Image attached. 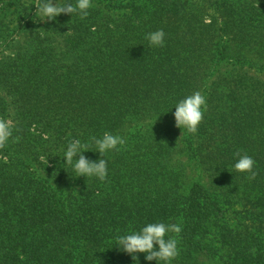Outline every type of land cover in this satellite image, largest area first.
<instances>
[{
  "label": "trees",
  "instance_id": "16d2710c",
  "mask_svg": "<svg viewBox=\"0 0 264 264\" xmlns=\"http://www.w3.org/2000/svg\"><path fill=\"white\" fill-rule=\"evenodd\" d=\"M0 1L17 8V15L30 11L27 24L36 30L26 43L11 41L12 63L0 61V118L13 116L12 138L0 149V264H163L143 253L134 261L117 249V237L155 222L181 226L179 235L165 237L178 241L171 264H195L211 227L219 234L223 264H264V76L249 83L241 73L239 81L218 89L230 94L234 119L220 128L224 136L205 137L196 149L197 157L205 153L218 167L217 187L229 181V193L193 185L184 194L159 186L151 195L144 177L125 182L129 172L148 176L147 165L165 160L147 136L105 155L104 181L75 177L63 160L71 140L86 143L104 132L122 136L134 122L174 115L194 89V77L203 74L208 54L230 60L234 47L241 68L264 75V6L92 0L84 19L61 14L36 27L35 1L26 7ZM210 13L215 17L207 24ZM160 29L164 46H150L146 35ZM223 137L237 142L224 146ZM237 151L255 161L254 180L234 171ZM83 155L90 162L102 158L94 144Z\"/></svg>",
  "mask_w": 264,
  "mask_h": 264
},
{
  "label": "rangeland",
  "instance_id": "374dc122",
  "mask_svg": "<svg viewBox=\"0 0 264 264\" xmlns=\"http://www.w3.org/2000/svg\"><path fill=\"white\" fill-rule=\"evenodd\" d=\"M21 1L22 7L30 5L32 0H18ZM35 1V0H33ZM68 2V0H59ZM75 1V0H70ZM57 0H53L55 4ZM229 0H223L222 3H228ZM0 1V24L5 25V29L0 32V61H5L7 63H12L16 58L14 56V49L11 48L13 43L11 41L18 40L21 43L28 42L32 37L36 36V30L33 26L27 24V18L31 16L30 11L19 10L21 15H17V8L12 7L7 9V2ZM251 3L252 5H258L256 7L260 8L264 6V0H239L238 4ZM210 9H213L215 5L212 3ZM26 9V8H25ZM18 12V13H19ZM27 14H30L29 16ZM206 23L210 22L209 17L214 16L213 13L206 14ZM40 16L33 17L32 23L39 27L45 20L41 21ZM21 21L23 24L21 25ZM47 23V19H46ZM51 28V27H50ZM10 39V41L8 40ZM229 57L228 59H222L221 61H214V56L206 57L204 71L198 73L193 80L194 89L191 94L195 91L201 92V94L206 98L207 110L204 113V118L198 130L195 134H189L185 129H180L175 126L174 115L170 117H156L151 116L149 119L144 121L134 122L131 126H126L123 129L122 136L126 141H131L132 143L140 141L145 136L153 139L154 143L158 145L156 148V153L160 156H165L163 162L153 163L147 165L148 176H142L141 178L137 174L136 177L128 176L131 172L126 174L127 180L125 182H137L141 181L143 177L145 178V188L147 192L151 195L154 194L155 190L159 186H163L162 190L170 189V191L179 190L180 193H186L193 185H199L210 192L227 193L231 189L229 181L226 179L223 182V188L221 186L217 187L215 183L217 171H219L217 166H214L210 158L207 160L204 157L205 153H202L200 157H197L198 151L197 147L202 143L205 137H211L215 139L219 137L218 135H223V130H220L226 123H231L234 119L235 111L232 110L230 94L226 91L219 93L220 88H224L227 82L240 80L239 75L241 73H247V80L249 83L263 77L264 75H257L255 70L250 66H243L241 68V62L237 61L238 53L234 47L228 49ZM219 89V90H218ZM190 94V95H191ZM245 94L238 101L243 104L245 101ZM223 95V96H222ZM222 96V97H221ZM13 116L9 117L7 121L11 120ZM231 120V121H230ZM236 120V119H235ZM238 120V118H237ZM10 122V121H9ZM215 122V123H214ZM234 122V120H233ZM10 125L11 122H10ZM131 127V128H130ZM128 129V130H127ZM192 138V149L189 147V141ZM224 141V146L227 144H235L237 142L234 138H229L225 142L226 138H222ZM119 151V150H118ZM115 151L114 153L118 152ZM159 157V159H161ZM156 157V155H155ZM221 181V178L219 179ZM165 191V190H164ZM229 193V192H228ZM234 211H238L237 207H234ZM232 211V210H231ZM230 211V212H231ZM232 216V215H231ZM229 223L236 225L234 222L229 221ZM205 251L196 254L195 264H223L224 262V251L219 241V234L214 228L209 229V234L205 235L204 238ZM221 255V260L219 256Z\"/></svg>",
  "mask_w": 264,
  "mask_h": 264
},
{
  "label": "clouds",
  "instance_id": "9594fccd",
  "mask_svg": "<svg viewBox=\"0 0 264 264\" xmlns=\"http://www.w3.org/2000/svg\"><path fill=\"white\" fill-rule=\"evenodd\" d=\"M36 16L43 20H54L61 14L73 15L78 14L81 19L88 15V10L92 7V0H75V3H60L59 0L54 4L53 0H35ZM165 33L163 29L150 32L145 39L148 40L152 47L164 46ZM207 110L206 98L199 91L180 100L174 112L175 126L185 129L189 134H195L198 126L204 118ZM13 128L9 121L0 118V149L4 148L10 138H12ZM19 137L15 138L18 142ZM95 146V152L102 157L98 161L90 162L83 153L92 151V145ZM125 140L120 136L113 135L110 132H104L102 137H91L90 142L82 143L79 139L71 140L64 153L66 165H71L75 177H95L104 181L107 177V160L105 155L110 151L118 150L123 146ZM79 159H76V157ZM238 159L234 164V171L238 173H247L249 180H254L257 173L253 171L255 161L246 153L241 151L234 153ZM181 226L178 224H165L163 222L149 223L138 232H132L127 235L117 237V249L127 253L131 258L138 260L137 253L145 254L147 261H161L163 264H171L178 255V241L175 236L165 237L169 233L179 235Z\"/></svg>",
  "mask_w": 264,
  "mask_h": 264
}]
</instances>
